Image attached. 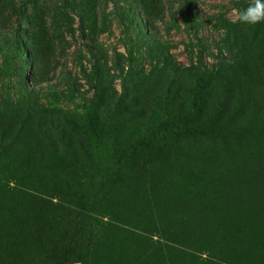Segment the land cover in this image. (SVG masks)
Wrapping results in <instances>:
<instances>
[{"label":"rangeland","instance_id":"rangeland-1","mask_svg":"<svg viewBox=\"0 0 264 264\" xmlns=\"http://www.w3.org/2000/svg\"><path fill=\"white\" fill-rule=\"evenodd\" d=\"M251 2L0 0L15 22L0 31V264H54L77 237L76 264H264V22L238 21ZM205 74L189 131L132 153L192 114Z\"/></svg>","mask_w":264,"mask_h":264},{"label":"trees","instance_id":"trees-1","mask_svg":"<svg viewBox=\"0 0 264 264\" xmlns=\"http://www.w3.org/2000/svg\"><path fill=\"white\" fill-rule=\"evenodd\" d=\"M10 9L14 10V6H12ZM13 14L14 12L11 11V15ZM14 25L15 22L12 21L10 16H7L2 19L0 18V31L4 32L14 29ZM205 80H206V74L195 88L192 114L187 116L178 127L175 128V127L165 126L162 129H160L157 133H155L154 134L155 136L153 135L154 137L150 141H143L142 143L135 145L132 153L143 152L148 150L152 151L153 149H155L156 145L160 143L161 140L189 131L191 126L196 122V120L200 116L202 110V102H203V96L205 90ZM86 124H87L88 133L92 138V140L95 142V144L98 147L104 148L105 144L102 138V128L93 106H90L86 111ZM112 125L114 126V123H112ZM114 133L115 130L109 132V139L107 142V145L109 143V146L112 147L113 149H115V146L112 144ZM129 157H130V153H128V155L123 156L121 158V161L126 160ZM82 241H83L82 237L80 238L77 237L74 238L67 247L62 248L61 246H59L60 248L59 247H58L59 249L57 248L58 258L54 264L79 263L81 260V254L83 249Z\"/></svg>","mask_w":264,"mask_h":264},{"label":"clouds","instance_id":"clouds-1","mask_svg":"<svg viewBox=\"0 0 264 264\" xmlns=\"http://www.w3.org/2000/svg\"><path fill=\"white\" fill-rule=\"evenodd\" d=\"M241 24H257L264 22V0H253L238 15Z\"/></svg>","mask_w":264,"mask_h":264}]
</instances>
